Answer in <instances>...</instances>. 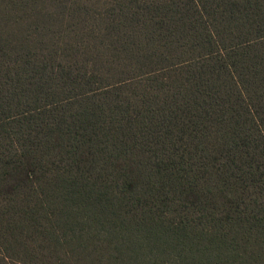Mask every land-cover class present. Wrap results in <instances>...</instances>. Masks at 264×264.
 Listing matches in <instances>:
<instances>
[{"label": "trees", "instance_id": "obj_1", "mask_svg": "<svg viewBox=\"0 0 264 264\" xmlns=\"http://www.w3.org/2000/svg\"><path fill=\"white\" fill-rule=\"evenodd\" d=\"M0 264H264V0H0Z\"/></svg>", "mask_w": 264, "mask_h": 264}, {"label": "rangeland", "instance_id": "obj_2", "mask_svg": "<svg viewBox=\"0 0 264 264\" xmlns=\"http://www.w3.org/2000/svg\"><path fill=\"white\" fill-rule=\"evenodd\" d=\"M94 1H96V0H94Z\"/></svg>", "mask_w": 264, "mask_h": 264}]
</instances>
